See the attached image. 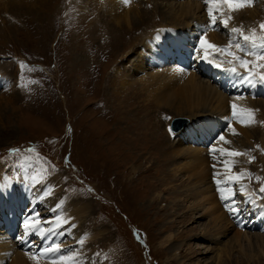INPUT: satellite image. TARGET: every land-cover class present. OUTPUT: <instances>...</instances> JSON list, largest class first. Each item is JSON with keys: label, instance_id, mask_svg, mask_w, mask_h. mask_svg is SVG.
I'll return each mask as SVG.
<instances>
[{"label": "rangeland", "instance_id": "374dc122", "mask_svg": "<svg viewBox=\"0 0 264 264\" xmlns=\"http://www.w3.org/2000/svg\"><path fill=\"white\" fill-rule=\"evenodd\" d=\"M27 1L31 2L0 0V65L4 60L14 67L13 72L8 69L10 78L4 74L10 89L5 92L4 88L0 89V106L5 107H0V171L8 176L14 187L24 182V186L32 191L33 188L39 190L45 187L55 178L58 181L55 192L68 199H77L81 204H90L87 216L81 214L76 222L70 220L71 223L63 225L65 229L72 228L77 235L69 237L64 231L65 241H57L58 244L65 242L63 247L66 250L77 249L84 254L86 257L80 264H215L214 259L211 260L214 254L205 251L207 248V251L219 248L216 243L197 242L191 238L192 233L198 231L196 223L193 222V225L186 221L181 226V223L171 222V226L168 225L172 208H168L167 203L172 198L179 202L181 193H176L177 196L172 193L185 189L188 180L182 174H177L175 179L171 177L174 165L165 155V146H171V142L179 139L174 137L176 133L169 127L175 117H189L190 124L211 114L217 119L226 118L223 123L227 127L231 125V131L235 130V143L243 141L244 148L252 151L257 146L256 140L251 137L250 141H245L243 134L236 132L239 130L237 126L241 125V112L234 111L236 116L228 112V117V113L218 117L220 115L216 112H213L216 115L197 112L188 96L175 100L180 102L179 105L184 103L185 106H180L181 111L173 107L175 113L166 110L164 113L157 112L155 105L150 101L144 103L141 95H136L137 99L132 98L133 81L132 88L128 86L125 92L119 93L118 80L128 75L121 73L115 78L113 67L115 64L121 66V61L117 59L125 54L138 57L142 39L162 22L160 14L144 18L141 23L130 20L128 25L118 27V23H113L106 14L109 11L105 0H50L56 13L53 14L49 6L45 16H39L37 5ZM161 1L157 0L163 12L166 2L161 5ZM251 6L256 17L240 18L232 27L218 24L221 41L230 37L228 34L234 27H242L244 33L255 28L260 30L259 26L264 22V0H253ZM141 9L146 10L143 5ZM191 31L195 30L191 28ZM230 35L233 40L238 39V34ZM195 59L190 61L193 66ZM188 62L184 65L186 69L190 68ZM260 69L258 73H264V69ZM211 83L221 91L226 89L224 93H231L227 82L225 88L220 81L213 80ZM257 109L260 106H254V110ZM194 115L202 116L198 119ZM209 151L210 154L215 153L217 148H209ZM261 155L249 163L252 174L256 172L261 176L252 181L256 183L251 187L259 189L264 187V156ZM235 186L233 184L236 189ZM156 192L161 197L158 202H151ZM234 195V200L242 209L238 217H242L249 208L243 211L246 208L243 196ZM184 209L187 210L186 206ZM185 210L181 209L179 214ZM38 212L43 217L48 215L43 207ZM27 213H31L29 208ZM244 219L250 218L245 216ZM32 220L35 221V218L32 217ZM78 222V228L73 227ZM198 222H207L206 216ZM243 225L247 231L248 225ZM172 227H180L182 233L190 234L174 241L182 243L180 261L169 260L171 248L159 245V240ZM88 232L96 233L90 237ZM22 233L23 230L17 233V237H12L13 244H19ZM51 238L52 245L54 236ZM230 239L231 235H228L219 243L227 244ZM81 240L83 244L79 243ZM32 241L30 246L38 243L33 246L34 256H44L40 253L49 247L47 238L43 247L39 236H33ZM255 242L251 240V243ZM247 244L242 239L238 247L233 245L227 252L238 256L242 254L239 246H244V252H254L253 263L242 255L235 263L222 253L221 264H237L240 261L264 264V254L260 255L256 247L247 248ZM214 253L218 250L215 249Z\"/></svg>", "mask_w": 264, "mask_h": 264}, {"label": "bare ground", "instance_id": "6f19581e", "mask_svg": "<svg viewBox=\"0 0 264 264\" xmlns=\"http://www.w3.org/2000/svg\"><path fill=\"white\" fill-rule=\"evenodd\" d=\"M30 1L37 5L38 10L36 11L39 16L41 14L44 16L48 15L49 6L52 7L53 14L56 13L55 6H51L49 3L50 0ZM105 1L109 11L106 14L110 20L112 19L111 21L113 23H118V27H123L122 24L128 25L130 20L141 23L144 18H151L155 14L162 16V22L155 25V31L150 32L142 39L139 45L138 57L125 54L119 58L120 60L117 59L118 62L121 61V66L118 67L115 64L113 67L115 78H118L121 73L128 75L127 78L118 80L117 88L119 93L125 92L127 87L132 84L131 81H133L135 85L132 84L134 86L131 91L132 98L137 99L136 95H141L143 102H152L155 105L154 110L157 112L164 113L165 110L170 112L173 110V107H176L174 109L177 111H181L180 106H185L183 105L184 103L182 102L179 105L180 102L175 100L184 99L185 96H188L189 102L197 112H216V114L220 115L218 117L226 115L228 112H241L242 119L246 123H241V125L237 126L239 130L236 132H241L245 141L246 139L250 141L251 137L256 140L257 146L255 145L256 147H253L252 151L244 148L243 141L235 143V130L231 131L232 126L227 127L223 123L226 118L217 119L211 114H208L204 119H201L202 115H194L195 118L198 117V119H201L195 120V122L192 121L194 124H189L190 121L187 119L189 117L186 116L185 126L178 133L176 132L174 134V137L178 136L179 139L176 140V138L175 141L171 142L173 140L171 138L172 140L169 144L171 146H165V155L169 156V160H172L174 165L171 177L175 179L177 174H182L188 180V184H185V189L180 191L176 190L172 193L175 196L178 195L176 193H181L179 195L180 198L178 197L179 202H177L176 198H172L167 203L168 208H172L168 225L171 226V222L181 223V226L186 221L189 224L196 223L198 231L192 233L191 238L197 240V242L202 240L208 244L216 243L219 248H212L209 251H207L208 248L206 251L204 250L205 252L214 254L211 256V260L214 259L215 264H221L222 253H226L228 260L235 261V263L242 256L247 261H252L253 263L255 261L254 252L251 254L244 252L242 250L245 248L244 246L243 248L241 245L239 246L242 253L240 255L242 256H233L227 251L233 245H237L236 243L239 245L241 240L244 239L248 243L246 245L247 248L251 249L252 247H256V251L260 255L264 254V194L259 188L251 187L256 183L252 181L254 179L257 180V177L260 178L261 176L256 172L252 174L253 172H251L249 167L250 158L254 157L255 159V157L261 154H263L261 156H264V84L256 83L255 86H248L247 84L239 82L238 77L225 71V69L236 66L239 72L245 73V69L240 68L237 62H234V64L225 62L219 68L215 66L220 63L221 59L228 61L232 60L233 57L217 53L220 59L212 58L211 53L213 50L209 49L208 45L227 46L229 38L227 40L223 38V41H221V36L217 31L218 28L214 27L216 29H212L208 9H213V16H215L217 24L224 25L223 21L228 20L227 25L229 26L240 18L256 17L255 9L251 8L252 6H246L240 11L229 12L227 5L219 4L217 0H208L207 3L206 0H162L161 5L163 1L166 2L162 12V8L160 9L158 6L157 0H130L128 4H125L123 0ZM31 2H28V4H32ZM141 5L146 10H149H142ZM36 11L32 13L36 15ZM229 15L232 17L230 20L228 19ZM191 28L195 31L192 32ZM202 33L205 39L203 49L209 53L208 60L202 58L203 51L200 55L194 52V49L199 47V37ZM247 34H251V32H247ZM256 35L259 37L264 35V33L256 30ZM241 43H244V41L242 40ZM231 50L233 52L237 51L235 48ZM238 55H243V53H238ZM192 56L197 58L195 60L200 65L199 70H196L193 64L191 65L190 59ZM246 58L252 61V73L254 74V78L258 80L260 74L258 70L261 71V69L257 65L264 64V61H258L253 56ZM123 59L125 60L123 61ZM117 60L116 63H118ZM188 61L190 63L188 67L190 68L186 69L184 65H187L186 62ZM4 67H6V70H3ZM8 69L10 72L14 71V67L11 64L9 65V63L2 60L0 65V89L4 88V92L10 89V83L7 81V77L10 78L11 74H9ZM210 70L216 72L222 87L225 82L228 83L231 90L230 94L228 92L224 93V91H227L226 89L221 91L211 83L210 79L205 75V73L210 74L211 72H208ZM215 75L212 73L211 78H215ZM235 90L238 91L235 92ZM233 104L236 105L235 109L232 107ZM257 105L260 106V109L255 111L254 106ZM243 109L254 111L245 112L242 111ZM172 112L175 113V110ZM228 116L229 113L226 117ZM220 136H223L225 139L220 140ZM207 147L209 153L207 152ZM209 148H217V151L210 154ZM229 151L239 152L242 155L229 156L227 154ZM251 161L253 162L254 160L251 159ZM241 170H244L246 175L233 182L230 178L235 177ZM133 171L136 172V170ZM217 182H219V185ZM20 184L19 187H14L8 176L0 171V264H53L54 259L61 254L70 257L78 254L77 259L80 264L86 256L77 249L75 251L66 250V247H63L65 242L58 244L57 241H61L65 237V234L62 235L64 231L69 234V237L77 235L76 232H73L74 230L72 228L65 229L63 225L70 220L76 222L77 219L82 217L81 214L87 216L86 214H89L90 204L86 202L81 204L77 199H68L66 196H61L60 192H55L58 184L55 178L53 181H49L45 187L40 188L39 190L41 191L34 188L32 191L29 187L24 186V182ZM233 184L236 185V189L233 187ZM221 193L228 196L229 200L221 201ZM236 193L242 195L244 198L243 206H246V208L243 211L249 208L242 217H238L240 214L233 215L225 206L234 200V194ZM159 197H161V194L156 192L150 201L158 202L157 199ZM188 200L190 201L188 202L189 204H187ZM161 202L162 200L159 201V203ZM185 206L187 210L184 209ZM40 207L47 209L48 215L46 217L39 214ZM28 208L31 211L30 215L27 213ZM36 208L38 209L37 212ZM181 209L185 211L179 214ZM203 216H206L207 222L199 223L198 220L202 219ZM245 216L250 219H244ZM32 217L35 218V221L32 220ZM252 217H254L253 221ZM26 218L30 225H38L37 229L31 230L27 234L24 227ZM233 218L237 222H234ZM246 221L248 225L247 231L243 227ZM78 225L79 222L74 227L78 228ZM172 228H169L170 230H167V233L159 240V245L167 249L171 248L170 251L172 252L176 250V252H171L168 259L180 261L178 259L182 257V243L178 241L175 243L174 241L176 238L186 237L190 234L188 232L182 233L183 231L181 232V230L183 229H180V227ZM21 230H23V233L21 234L22 237L18 240L19 244H13L12 237H17V233ZM94 233H90V237L95 235ZM52 235L54 236L53 244L59 245L64 251L60 254L53 253L52 255L33 258V246L38 245L35 242L33 243L34 245L30 246L31 242H33V236L40 237L43 247L45 238H47V245H51ZM87 235L89 237V234ZM228 235H231V242L229 241L224 245L219 243L221 239ZM44 236L46 237L43 239ZM81 238L79 237L78 239ZM251 240H255L256 242L251 243ZM62 241L65 240L63 239ZM204 247L206 248V246ZM179 248L181 249L180 251H178ZM215 249L218 250V253H214ZM177 256L178 258H176ZM240 262L245 264V261Z\"/></svg>", "mask_w": 264, "mask_h": 264}, {"label": "snow or ice", "instance_id": "6c2138e0", "mask_svg": "<svg viewBox=\"0 0 264 264\" xmlns=\"http://www.w3.org/2000/svg\"><path fill=\"white\" fill-rule=\"evenodd\" d=\"M125 4H128L130 0H123ZM208 0H206V3ZM217 2L221 5H227L229 12H235V11H240L242 8L246 6H251L253 0H217ZM209 16L211 18L210 25L214 28L217 24V20L215 16H213V9L209 8ZM232 17L229 15L228 19L230 20ZM228 20H224L223 24L225 27H227ZM260 30L261 32H264V22L260 24ZM207 30V29H206ZM205 30V31H206ZM232 34H238V39L233 40L232 36L230 35L229 37V43L227 46H216V45H208L209 49H212L213 52L211 53L213 59H220V57L217 55V53H222L223 55L231 56L233 57L232 60L224 61L223 59L220 60V63L216 64V67H221V65L225 62L229 64H234V62H237L239 64L240 68L245 69V73H241L238 71L236 66H233L231 68L225 69V71L230 72L232 75L238 77V81L244 84H247L248 86H255L256 83H261L264 84V73L259 74V79L254 78V74L252 73V68L251 64L252 61H249L246 57L248 56H253L255 57L258 61H264V35H261L257 37L256 35V29L251 30V34L244 33L242 27L241 28H232L231 29ZM240 40H243L244 43H241ZM205 43L204 39V34L199 37V47L194 49V52L197 55H200V53L203 51V59L208 60L209 59V53L203 49V45ZM250 45V46H249ZM235 48L237 51L233 52L231 49ZM238 53H243V55H238ZM211 62V61H209ZM258 67L264 69V64H259L257 65ZM233 109L236 108V105H232ZM242 111L245 112H251L254 110H248V109H243ZM233 115L235 116L236 113L233 112ZM240 122L242 124L246 123L244 119H241ZM225 138L223 136H220V140H224ZM215 150V149H213ZM15 151V150H13ZM229 156H239L242 155V153L235 152V151H229L227 153ZM250 158L249 162H251ZM246 175L244 170H241L240 173H238L235 177L230 178L233 182L235 180H239L243 178ZM257 179H259L257 177ZM219 185V182H217ZM219 190V187H218ZM261 192H264V187L260 189ZM221 199L222 200H229L228 196L223 195L221 193ZM227 210L230 213L237 214L239 215L240 212L242 211L241 208L238 207V202L235 200L231 201L230 204L225 205ZM59 222V218H58ZM24 227L26 230V234L29 233L33 229H37L38 225L32 224L30 225L28 222V219L26 218L24 222ZM74 227V225H73ZM79 243L83 244V240L79 241ZM63 250L61 247L57 244H52L49 245V247L45 248L40 255H52L53 253L60 254L62 253ZM78 255V254H77ZM77 255L73 256H67V255H58L56 259H54L53 264H79V261L77 259ZM35 258V256H33Z\"/></svg>", "mask_w": 264, "mask_h": 264}, {"label": "water", "instance_id": "95a60500", "mask_svg": "<svg viewBox=\"0 0 264 264\" xmlns=\"http://www.w3.org/2000/svg\"><path fill=\"white\" fill-rule=\"evenodd\" d=\"M186 120L187 119L181 117L174 118L171 122V130L175 132L180 130L186 124Z\"/></svg>", "mask_w": 264, "mask_h": 264}]
</instances>
